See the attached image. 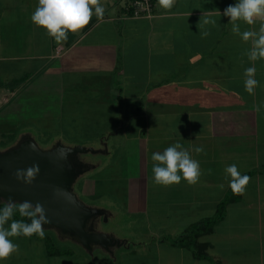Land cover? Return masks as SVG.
<instances>
[{
    "label": "rangeland",
    "instance_id": "rangeland-1",
    "mask_svg": "<svg viewBox=\"0 0 264 264\" xmlns=\"http://www.w3.org/2000/svg\"><path fill=\"white\" fill-rule=\"evenodd\" d=\"M26 1L32 2L33 7L38 5V0H0V79L2 85L7 84L27 70L34 75L33 85L39 90L36 103L32 101L25 106L17 92L12 93L7 87L0 89V150L15 145L23 135L34 137L42 148H50L57 142L69 146H104L97 153L83 154L95 164L80 175L74 190L86 205L102 207L108 212V220L104 217L98 229L125 245H116L111 250L97 246L89 251L72 238L44 227L51 255L45 238L11 237L13 243L19 245V252L0 260V264H187L194 256L193 251L175 245L174 240L188 233L193 224L215 215L226 193L222 194L223 188L228 184L225 168L236 164L241 173L264 168L261 115L258 125L250 124L244 137L237 134L224 137L214 134L207 112H196V116L149 117V121L145 112H138L127 121L131 112L114 111L112 104L94 110L88 105L74 109L76 105L66 99L59 102V98L51 95V80L46 69L36 72L45 62L23 61L19 57L24 54L17 46L20 31L25 23L29 27L33 13L24 16L21 11ZM236 2L234 0V4ZM233 35L236 44L230 45V59L235 61L233 69L230 67V112H242L241 106H253V96L245 90L243 67L239 65V62L245 63L246 49L243 50L241 37ZM22 103L24 110L20 109ZM169 121L170 127L166 126ZM174 124L176 127L172 126ZM148 128L150 133H147ZM168 129L171 134L166 132ZM103 136L109 139L107 145L101 143ZM197 137L203 142L194 141ZM177 142L199 161L200 180L194 185L184 180L168 187L157 185L153 181L151 156ZM196 146H203L202 155L192 151ZM207 183L213 185L207 187ZM263 194L264 191L261 196ZM214 201L217 205L212 203ZM56 251L62 254L52 255Z\"/></svg>",
    "mask_w": 264,
    "mask_h": 264
},
{
    "label": "crops",
    "instance_id": "crops-1",
    "mask_svg": "<svg viewBox=\"0 0 264 264\" xmlns=\"http://www.w3.org/2000/svg\"><path fill=\"white\" fill-rule=\"evenodd\" d=\"M232 2L175 0L173 7L165 9L156 0L154 17L136 18L126 9L127 0H100L103 19L94 15L80 33H69L68 39L60 43L32 22L29 27L25 23L17 43L24 51L19 57L23 61L43 60L45 64L36 72L46 69L51 80V95L59 98V102L66 99L76 105L74 109L88 105L101 110V106L112 104L114 111L131 112L127 121L138 112H145L147 121L149 117L196 116V112H207L216 136L244 137L250 124L258 125L260 115L264 120V59L250 61L247 56L245 63L239 62L243 73L246 68L255 67L254 78L258 84L252 104L260 105V111L248 105L241 106L242 112H230V67L233 69L235 65L230 59V45L236 43L231 34L232 24L223 16V11L234 4V0ZM35 8L32 2L26 1L21 11L24 16L29 12L30 16ZM204 19L215 20L217 25L205 24ZM239 23L241 32H258L261 21L252 25ZM204 32L210 34L203 37ZM241 42L246 53L251 50V39L245 42L241 38ZM19 78L25 79L8 90L17 92L25 106L32 101L36 103L39 87L33 85L34 75L24 70ZM22 106L23 103L20 109L24 110ZM169 123L166 126L170 127ZM166 132L172 133L169 129ZM147 133H150L149 128ZM201 139L197 137L194 141L202 143ZM108 141L103 136L101 143L107 145ZM226 157L228 161L230 154ZM228 189L227 184L222 194ZM262 191L264 174L257 173L251 177L241 199L228 207L226 217L214 231L202 237V241L208 243L207 253L211 257L198 259L191 254L192 259L186 263L264 264ZM251 194L254 196L250 197ZM216 202L212 203L217 205Z\"/></svg>",
    "mask_w": 264,
    "mask_h": 264
},
{
    "label": "clouds",
    "instance_id": "clouds-1",
    "mask_svg": "<svg viewBox=\"0 0 264 264\" xmlns=\"http://www.w3.org/2000/svg\"><path fill=\"white\" fill-rule=\"evenodd\" d=\"M159 3L165 9H170L175 0H159ZM219 14L221 15L220 12ZM94 15L98 19H103L104 8L100 0H38V5L31 15V22L43 28L49 37L60 43L68 39L69 33H80L90 24ZM223 16L229 18L233 34L239 35L245 42L251 39L252 48L246 53L249 60L264 59V0H237L235 4L224 9ZM257 20L261 21L258 32L250 30L241 32L240 25L237 23L243 21L252 25ZM203 22L217 25L215 20L204 19ZM209 34L204 32L202 36L207 37ZM254 74L255 67L245 69V90L251 95L255 94V87L258 84ZM253 107L255 111H260V105ZM192 151L199 155L204 153V148L196 146ZM151 159L153 181L157 185L168 187L180 184L182 180L189 185H194L199 182L202 175L199 161L193 159L190 151L179 142L165 148L163 152H154ZM38 173L39 165L34 164L27 169H17L14 176L16 180L30 185ZM225 174L233 194L243 195L251 177L242 175L236 164L228 165L225 168ZM220 187L223 188V185ZM58 191L63 192V190ZM16 212L21 217L28 218L30 222L13 219ZM9 221L11 223L6 228L5 225ZM50 222L41 203L33 204L30 201L17 203L9 198L5 206L0 208V260H6L12 254L19 252V245L13 243L11 237L38 235L43 239L44 225Z\"/></svg>",
    "mask_w": 264,
    "mask_h": 264
},
{
    "label": "water",
    "instance_id": "water-1",
    "mask_svg": "<svg viewBox=\"0 0 264 264\" xmlns=\"http://www.w3.org/2000/svg\"><path fill=\"white\" fill-rule=\"evenodd\" d=\"M99 151L93 147L69 146L62 142L42 148L34 137L23 135L15 145L0 150V203H6L9 198L17 203H41L51 221L44 227L72 237L89 251L94 245L106 250L125 245L109 233L86 230L88 220L98 210L87 206L74 192V183L87 169L74 160L75 155ZM34 164L39 165V173L30 185L16 180L14 173L17 169H27Z\"/></svg>",
    "mask_w": 264,
    "mask_h": 264
},
{
    "label": "trees",
    "instance_id": "trees-1",
    "mask_svg": "<svg viewBox=\"0 0 264 264\" xmlns=\"http://www.w3.org/2000/svg\"><path fill=\"white\" fill-rule=\"evenodd\" d=\"M1 79H0V89L4 87L14 89L25 78H22V79L17 78L11 82L9 81L7 84L4 83L3 85H2L3 81H1ZM257 173L264 174V168L260 170L252 169L250 171H246L241 174L252 177L253 175ZM240 199H241V195L233 194L232 190L229 187L225 197L218 203L215 215L211 217H206L198 221L197 223L193 224L189 228L188 233L174 240L175 245H178L179 247H185V248L187 247L188 249L192 250L194 253L193 255L198 259H207L208 258L207 249L209 246H208V243L200 241V238L202 236L212 233L215 229V226L226 217L228 207L231 204L238 202ZM5 204H6L5 202L0 203V208H3ZM13 219L24 220L25 222H30L28 218L21 217L18 212L15 213ZM9 223H11V221H9ZM33 237L40 238L38 235H33ZM44 238L45 240H47V250H49L48 253L49 255H51V248L49 247L50 240L45 235H44ZM55 254L61 255L62 252L56 251L52 255H55Z\"/></svg>",
    "mask_w": 264,
    "mask_h": 264
},
{
    "label": "flooded vegetation",
    "instance_id": "flooded-vegetation-1",
    "mask_svg": "<svg viewBox=\"0 0 264 264\" xmlns=\"http://www.w3.org/2000/svg\"><path fill=\"white\" fill-rule=\"evenodd\" d=\"M106 152H108V151H106ZM105 152V153H106ZM87 153H89V152H87ZM92 153V152H91ZM83 154H85V153H78V154H76L75 155V157H74V160L77 162V163H79V164H82L83 166H85L84 168H87L86 169V171L84 172V173H86V172H88L89 170H91L92 169V166L95 164V163H93V162H91L90 160H88L87 158H85V156H83ZM83 173V174H84ZM82 175V174H81ZM80 176H78V178H79ZM78 178H77V180H78ZM77 180H76V182H77ZM75 182V183H76ZM74 183V184H75ZM73 187H74V185H73ZM74 192H75V190H74ZM76 193V192H75ZM77 194V193H76ZM78 196V195H77ZM80 199V198H79ZM87 206H89V207H93V208H96L97 210H98V213L97 214H95V215H93V216H91L90 217V219L88 220V222H87V224H86V230L88 231V232H99L100 230L98 229V225H99V223H100V221L104 218V217H106L105 218V220H108V216H107V214H108V212L104 209V208H102V207H98V206H91V205H87ZM109 214H111V213H109ZM57 231V230H56ZM100 232H102V231H100ZM59 233V232H58ZM63 236V235H62ZM68 238H72V237H69V236H67ZM73 239V238H72ZM74 240V239H73ZM75 241H77V240H75ZM78 242V241H77ZM82 245V244H81ZM98 245H94L93 247H92V249L91 250H95V248L97 247ZM100 248H104V247H102V246H100ZM112 248V247H111Z\"/></svg>",
    "mask_w": 264,
    "mask_h": 264
},
{
    "label": "built area",
    "instance_id": "built-area-1",
    "mask_svg": "<svg viewBox=\"0 0 264 264\" xmlns=\"http://www.w3.org/2000/svg\"><path fill=\"white\" fill-rule=\"evenodd\" d=\"M156 0H127L126 9L133 17L152 18L155 15Z\"/></svg>",
    "mask_w": 264,
    "mask_h": 264
}]
</instances>
